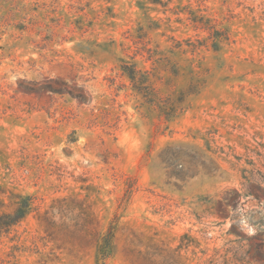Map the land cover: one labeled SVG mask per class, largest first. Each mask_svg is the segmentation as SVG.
I'll use <instances>...</instances> for the list:
<instances>
[{"label":"rangeland","instance_id":"374dc122","mask_svg":"<svg viewBox=\"0 0 264 264\" xmlns=\"http://www.w3.org/2000/svg\"><path fill=\"white\" fill-rule=\"evenodd\" d=\"M8 220L0 264H264V0H0Z\"/></svg>","mask_w":264,"mask_h":264},{"label":"trees","instance_id":"16d2710c","mask_svg":"<svg viewBox=\"0 0 264 264\" xmlns=\"http://www.w3.org/2000/svg\"><path fill=\"white\" fill-rule=\"evenodd\" d=\"M28 205L30 204L27 203L24 206L20 205L18 207L17 214H16L17 219L21 218L25 214V208H28ZM9 223H13V222H11V220H8L7 222H4V224H1L2 226H0V228L3 229L4 227H6V225H9ZM112 237H113L112 233L109 231L101 236V239L97 245V260L98 261L103 260L109 254L111 250Z\"/></svg>","mask_w":264,"mask_h":264}]
</instances>
